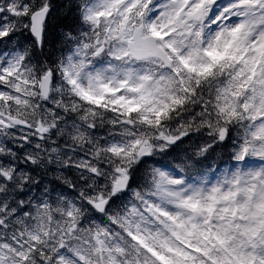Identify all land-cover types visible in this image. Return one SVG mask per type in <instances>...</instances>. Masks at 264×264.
<instances>
[{"label": "snow or ice", "instance_id": "snow-or-ice-1", "mask_svg": "<svg viewBox=\"0 0 264 264\" xmlns=\"http://www.w3.org/2000/svg\"><path fill=\"white\" fill-rule=\"evenodd\" d=\"M0 264H264V0H0Z\"/></svg>", "mask_w": 264, "mask_h": 264}]
</instances>
